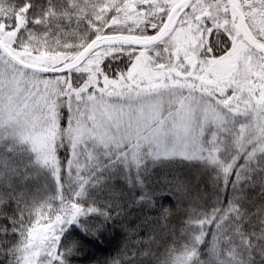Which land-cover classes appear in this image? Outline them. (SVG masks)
I'll return each instance as SVG.
<instances>
[{
    "label": "snow or ice",
    "instance_id": "obj_1",
    "mask_svg": "<svg viewBox=\"0 0 264 264\" xmlns=\"http://www.w3.org/2000/svg\"><path fill=\"white\" fill-rule=\"evenodd\" d=\"M5 112L15 118L4 122ZM252 124H259L260 137L253 141L258 151L248 153L244 133ZM260 141L264 0H23L18 11L0 16V184L15 177L38 194L18 199L9 217L19 237L7 250L14 264H68L77 242L61 245L66 229L91 213L111 219L106 209L78 199L98 169L175 157L211 165L223 187L231 182L241 193L227 208L190 221L198 233L193 248L215 225L214 238L228 235L231 244L238 238L240 264H255L253 252L264 264V203L253 205L259 233L244 232L248 212L239 187L258 185L264 201ZM17 144L29 146L22 170L8 161ZM66 181L79 186L71 196ZM50 183L55 192L45 195ZM225 224L231 234L222 231ZM80 227L98 237L103 223ZM8 231L0 226V235ZM195 256L186 252L175 264H193Z\"/></svg>",
    "mask_w": 264,
    "mask_h": 264
},
{
    "label": "trees",
    "instance_id": "obj_2",
    "mask_svg": "<svg viewBox=\"0 0 264 264\" xmlns=\"http://www.w3.org/2000/svg\"><path fill=\"white\" fill-rule=\"evenodd\" d=\"M21 3L23 0H0V9H3L0 16L12 14L13 9L18 11ZM20 22L23 23L22 16ZM63 126H66V122ZM244 135L247 137V152L258 151L253 141L259 140V126L248 127ZM260 143L264 144V141ZM16 147L17 152L8 157L9 165L22 170L27 162L29 146L17 144ZM58 154L62 162L67 160V151L61 149ZM241 154H244L243 150ZM233 156L234 151L225 154L229 162ZM129 161H113L98 169L94 173L96 178L84 185L83 195L78 198L80 202L85 207L91 203L98 209H106L111 214V219L91 213L82 216L79 224L73 223L66 229L61 245L77 242L75 252L67 257L68 264H97V261L122 253L131 255L133 252L136 256L124 261V264H175L177 257L193 251L196 252L193 264H240L241 257L238 253L228 256L229 258L221 254L219 259L210 254L211 235L215 225L208 226L207 241L197 244L194 249L193 241L198 233L190 223L203 212L222 206L227 208L230 199L239 197L241 193L233 192L231 182L223 187L217 171L199 160L175 157L167 160L148 158L140 164ZM244 163V159H241L237 167ZM230 179H235V176ZM78 187L74 181H66L65 195L71 196ZM239 187L243 193L240 204L248 212L243 230L246 233H259V218L253 214L264 203L261 190L258 185L252 186L244 181L240 182ZM36 191L35 185L25 184L15 177L5 179L0 184V201H5L0 203V226L9 229L0 235V264H10V261L14 264L15 257L7 250L19 239L11 231L12 224L9 221V217L17 214V200H31L38 195ZM54 192L55 185L50 183L48 193L44 194ZM254 204L257 207H253ZM161 208L166 211L161 213ZM99 223H103V229L98 237L86 234L80 227V224ZM236 256L237 261L230 260ZM252 256L255 264H258L260 257L255 252Z\"/></svg>",
    "mask_w": 264,
    "mask_h": 264
},
{
    "label": "rangeland",
    "instance_id": "obj_3",
    "mask_svg": "<svg viewBox=\"0 0 264 264\" xmlns=\"http://www.w3.org/2000/svg\"><path fill=\"white\" fill-rule=\"evenodd\" d=\"M9 118L14 119L15 117H9L8 114L5 112L3 113L4 122H7ZM246 124L250 123V121H245ZM252 126H259V124H252ZM27 146V145H26ZM25 148V147H24ZM130 162V161H129ZM216 231V226L213 232ZM222 231H228L231 234L234 229L230 227V224H225L224 229ZM228 235L222 236L219 240L214 238L213 234L211 235V251L210 254L213 258L219 259L221 254H224L226 258L232 257L235 253H237V246H238V238L237 244L228 243ZM229 256V257H228ZM240 257V255H238ZM238 256L231 258L232 261H237Z\"/></svg>",
    "mask_w": 264,
    "mask_h": 264
}]
</instances>
